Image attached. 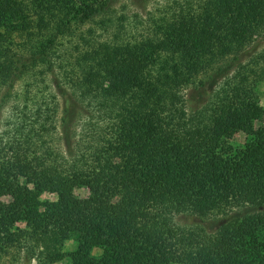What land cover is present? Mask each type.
Segmentation results:
<instances>
[{"label":"trees","instance_id":"trees-1","mask_svg":"<svg viewBox=\"0 0 264 264\" xmlns=\"http://www.w3.org/2000/svg\"><path fill=\"white\" fill-rule=\"evenodd\" d=\"M116 1L0 0V111L25 79L47 76L55 94L47 128L20 127L0 146V253L20 264H264V124L254 128L264 112L253 90L264 54L256 80L225 79L264 37V0H204L152 37L58 56L64 37L105 26ZM188 88L202 101L188 104ZM92 106L103 128L90 124ZM85 119L89 153L76 156ZM54 133L65 156L45 146Z\"/></svg>","mask_w":264,"mask_h":264},{"label":"rangeland","instance_id":"rangeland-1","mask_svg":"<svg viewBox=\"0 0 264 264\" xmlns=\"http://www.w3.org/2000/svg\"><path fill=\"white\" fill-rule=\"evenodd\" d=\"M204 0H118L112 5V11L109 16V20L106 21L105 26L99 25V20L96 19V23H87L80 27L73 34L64 37L61 40V47L58 49V56L70 58L82 52L97 42H106L109 44H124L134 43L143 40L148 37L156 35L160 29L164 26V22L169 21L180 12H193L198 9ZM88 43V44H87ZM249 52V57H245L242 62V68H235L231 70L226 78L229 82L237 83L239 79L247 78V80H256L257 66L253 63V58L264 54V37L258 38L253 44V48ZM249 48V49H250ZM69 60V59H68ZM65 62L64 58L62 59ZM26 81V82H25ZM15 98L9 101L0 111V146L6 141H11L13 137H17L18 128L23 127L26 131L29 126L37 128L38 124H44L47 128L49 121H46L47 109L51 106L52 101L55 100V94L51 90V85L48 81V77H32L18 82L15 86ZM253 90L256 95L257 104L264 112V82L258 81L253 84ZM187 103L195 105L202 101L197 98L196 94L188 88L185 90ZM53 97V98H52ZM52 99V100H51ZM91 109L93 119L90 124H96L94 128H103L106 124L105 117L98 112L94 106ZM57 113L53 120L59 116L58 105ZM57 116V117H56ZM87 119L83 122L78 129H76L77 139L73 149L76 151V156L81 153L88 154L86 146L90 141L89 131L91 128L86 125ZM264 124V113L259 122L254 125L255 129H259ZM50 128V127H49ZM98 132V131H96ZM45 146H49L52 151H58L62 156L65 154V145L59 138L57 133L46 134ZM245 135L237 133L232 140L234 146L241 145L244 141ZM91 142V141H90ZM75 156V157H76ZM74 194L78 197L84 198L87 195V191L84 188L74 190ZM56 196L54 194L43 193L40 196V200L54 201ZM1 201L6 207L11 206V200L9 197H2ZM183 218L179 219L182 223ZM111 245V242H107ZM75 248V235L71 234L70 239L63 245V252L68 253ZM92 255L97 256L99 254L98 249L92 250ZM13 250H7L6 254L0 253V264H20V260L16 259ZM31 264H37L32 261ZM54 264H70L68 258H63L61 261Z\"/></svg>","mask_w":264,"mask_h":264}]
</instances>
